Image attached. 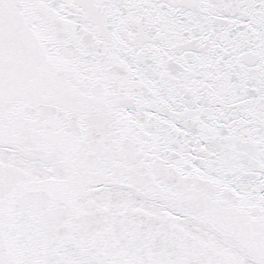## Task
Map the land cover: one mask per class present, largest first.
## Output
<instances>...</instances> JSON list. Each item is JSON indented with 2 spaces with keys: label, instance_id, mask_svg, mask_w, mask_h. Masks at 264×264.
Here are the masks:
<instances>
[{
  "label": "snow or ice",
  "instance_id": "1",
  "mask_svg": "<svg viewBox=\"0 0 264 264\" xmlns=\"http://www.w3.org/2000/svg\"><path fill=\"white\" fill-rule=\"evenodd\" d=\"M0 264H264V0H0Z\"/></svg>",
  "mask_w": 264,
  "mask_h": 264
}]
</instances>
